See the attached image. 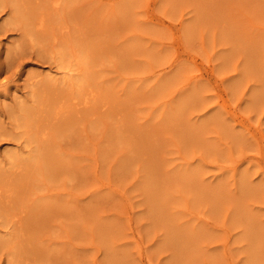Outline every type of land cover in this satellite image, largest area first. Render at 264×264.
<instances>
[{
  "label": "rangeland",
  "instance_id": "1",
  "mask_svg": "<svg viewBox=\"0 0 264 264\" xmlns=\"http://www.w3.org/2000/svg\"><path fill=\"white\" fill-rule=\"evenodd\" d=\"M11 1L0 264H264V0Z\"/></svg>",
  "mask_w": 264,
  "mask_h": 264
},
{
  "label": "bare ground",
  "instance_id": "2",
  "mask_svg": "<svg viewBox=\"0 0 264 264\" xmlns=\"http://www.w3.org/2000/svg\"><path fill=\"white\" fill-rule=\"evenodd\" d=\"M7 1H9V2H7ZM13 1H14V0H13ZM15 1H16V0H15ZM47 1L50 2L49 0H47ZM60 1H61V0H60ZM60 1H59V0H52L50 3H51L52 5H58ZM6 2H7V3H6ZM6 2H5L4 0H0V5H4V4H5V5H7V4H10V5L14 4V5H15V3H17V1L14 3V2H12V1L10 2V0H6ZM61 2H63V1H61ZM11 3H12V4H11ZM11 10H12V9H11ZM13 10H14V9H13ZM15 10H17V8H16ZM15 10H14V11H15ZM17 11H18V10H17ZM17 11H15L14 14L12 13V14H13V17H14V15H16V12H17ZM17 14H18V13H17ZM11 17H12V16H11ZM13 17L11 18L12 20H13ZM16 17H17V18H14V19L20 20V19H18V18H19L18 15H16ZM11 22H12V21H11ZM11 22H10V23H11ZM18 22H19V21H18ZM18 22L15 21V22H12L11 24H12V25H13L14 23H17V24H18ZM20 23H21V22H20ZM20 23H19V24H20ZM19 24H18V25H19ZM6 25H7V24H6ZM8 26H9V25H8ZM8 26H7V27H8ZM22 26H23V25H22ZM10 29H11V28H10ZM12 30H13V29H12Z\"/></svg>",
  "mask_w": 264,
  "mask_h": 264
}]
</instances>
